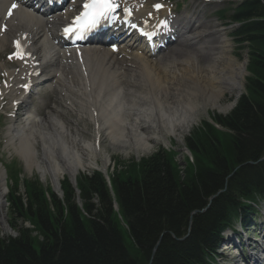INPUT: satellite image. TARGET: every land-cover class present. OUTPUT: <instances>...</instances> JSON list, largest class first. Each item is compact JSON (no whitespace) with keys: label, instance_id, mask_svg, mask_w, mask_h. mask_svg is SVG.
I'll use <instances>...</instances> for the list:
<instances>
[{"label":"trees","instance_id":"1","mask_svg":"<svg viewBox=\"0 0 264 264\" xmlns=\"http://www.w3.org/2000/svg\"><path fill=\"white\" fill-rule=\"evenodd\" d=\"M239 16L258 17L239 33L253 46L254 77L249 79V94L229 115L218 117L232 131L226 151L216 146L215 138L207 147L194 140L190 148L203 158L204 149L209 150L212 160L195 174L181 177L165 155L158 154L139 178H113L128 237L114 218L113 198L102 174L79 179L85 214L70 183L63 185L64 203L52 192L48 201L38 183L30 185L26 201L22 195L11 198L10 213L33 229L14 223L17 236L0 235V264H148L150 259L151 264H204L215 254L228 217L243 208L242 198H253L264 189V162L245 164L264 152V3L246 2Z\"/></svg>","mask_w":264,"mask_h":264},{"label":"bare ground","instance_id":"2","mask_svg":"<svg viewBox=\"0 0 264 264\" xmlns=\"http://www.w3.org/2000/svg\"><path fill=\"white\" fill-rule=\"evenodd\" d=\"M198 23L194 42L190 44V47L194 45L195 47L191 50L181 48L175 51L176 56H188L192 59L194 66L190 65V68H197L200 75L199 77L196 73H191L187 77L185 88L181 91L179 87H174L175 83L170 87L167 78L158 82V78L151 77L150 66L141 61L134 63L139 71H131L121 76L112 69L119 61L98 59L93 62L89 59L90 54H87L82 63H71L69 67L62 66L61 57L57 56L56 50L51 47L48 52L53 53V56L42 59L53 62L60 68V74L55 78L56 84L64 86L62 73L71 74L72 82L79 88L74 92L76 100L73 103V106L77 107V112L84 113L87 109H94L99 113L95 124L100 123L101 126L99 128L94 126L97 138L101 134H106V131L112 142L117 141L118 138H129L130 143L123 146H130L135 142V151L139 153L147 149L152 141L157 142L161 135L185 132L196 120L199 104L204 101L203 104L210 102L211 106L217 105L216 103L225 93L235 87L237 76L239 77L236 92L241 94L243 90L244 65L239 64L235 67L229 61L209 64L202 62L203 59L200 58L202 55L207 56L209 61L214 60L219 47L216 44L219 41L208 40L205 36L211 34L210 26L206 21ZM14 27V34L20 33V36L30 34L36 42L41 41L50 45L49 31L36 28L28 19L16 18ZM8 35L0 40L2 51L11 44ZM203 36L205 38H202ZM39 52L38 50L37 53ZM174 61L179 60L174 59ZM85 65L86 67L91 65L86 76L80 73ZM93 65H97L100 70L92 67ZM2 68L4 70L3 66ZM182 85L184 83H176V86ZM140 90L144 92H139ZM179 92L180 95L174 97ZM131 112L134 122L127 123L123 117H131ZM24 129L27 133L23 130L13 131V139L17 140V151L26 159L29 170H41L51 175L52 183L56 188L60 187V182L66 174L74 180L80 170L90 168L92 165L85 162L86 157H97L100 152L96 145L84 140L81 135L85 132L82 129L79 127L73 129L69 124L68 130L62 119L49 115L33 121L28 131ZM36 140L42 144L41 153H38L39 148L36 150L33 145ZM109 157L110 155L105 156V160H102L104 168ZM5 180L6 176L0 170V223L8 230L3 213V201L6 196Z\"/></svg>","mask_w":264,"mask_h":264},{"label":"rangeland","instance_id":"3","mask_svg":"<svg viewBox=\"0 0 264 264\" xmlns=\"http://www.w3.org/2000/svg\"><path fill=\"white\" fill-rule=\"evenodd\" d=\"M247 50H242L241 53V59H238L237 61L243 62V60L246 58ZM246 62V74H245V82L243 79V84L245 85L247 82V79H251V73L249 70H247V59ZM249 62V60H248ZM237 76V81H238ZM248 84H246V87ZM247 90V89H246ZM243 88L244 94L248 95L249 92H246ZM237 88H232L228 90L225 95L222 97V99L216 103L217 105L211 106L212 103L208 102L207 104H203L204 101H202V104H199V109L197 111V118L196 120L191 124V127L189 129L187 128L185 132L176 133V134H168V136H162V140L156 142L150 143L147 149L137 152L135 151L136 146L135 142L130 146H123L125 144H129L130 142H123L122 140H117L115 142H112L107 136H102L98 141L94 140V128L92 126V123H90L89 120L87 122H84L83 120H78L77 117H74L75 120L74 124L78 125L82 130H84L85 134H82V137L85 141H90L94 145H97V148L100 150L98 153V157H91L87 156L86 161L90 163L92 166L83 172H79L81 175L83 173L89 174L96 170L105 171V174L112 178L120 177L122 178H139L141 176V173L143 171V167L148 165V161L155 157L156 155L163 154L166 157H168V153L171 155L172 160L170 163L172 164L173 170L183 177L184 175L188 174H195L199 168H201L203 165L211 163L209 159L203 158V157H196L193 153L188 154L187 153V143L188 140L190 142H193V140L200 141L207 147L208 145H213L211 143L212 139H216L217 145L221 149V151H226L225 147L228 146V143L230 142V136L232 135V131L222 129L216 127V125L211 121V118H214L216 115H228L230 114L233 109L236 107L235 101H233L235 98L239 96V93L236 92ZM243 92L241 95H243ZM229 107V108H228ZM219 129V130H218ZM210 131H215L218 133H215V135L208 137V133ZM166 135V134H165ZM171 135V136H170ZM169 140V138H171ZM120 139V138H119ZM163 141V142H162ZM210 141V143H209ZM209 149V148H208ZM166 151V152H165ZM166 154H165V153ZM204 155L209 156L210 151L204 149ZM107 161V166L103 169V162L102 160H105V156H109ZM161 157V156H160ZM162 158V157H161ZM211 159V158H210ZM194 160V161H193ZM24 159L21 158H15L14 163L18 166L17 168V175L13 178H9L7 181V187L9 188L8 193L5 196L4 199V205H3V213H4V221L5 223H8V230H4L3 226L0 223V233L11 235L13 237L17 236V229L13 227L12 225L17 224L18 227L23 226L24 228L33 229V226L28 221H18L17 217H13L10 213L11 206L8 201V196L10 197L12 193H22L24 194L26 187L30 185H37L39 183L41 185V188L43 189L45 195L48 197V201L50 200V193L52 192L57 198L61 195L63 192L62 186L63 184H66L67 181L72 182L70 176L65 175L61 181V187L58 191L57 188L53 185L51 176L44 173V172H36L30 171L27 169V166ZM102 166V168L98 167ZM78 173V174H79ZM79 174V175H80ZM78 175V177H79ZM179 176V177H180ZM78 177L76 180H78ZM36 181V182H35ZM58 195V196H57ZM118 215V214H117ZM116 215V216H117ZM119 227L122 228L126 232V227L123 225V221L120 220L118 223ZM11 228V229H10ZM37 235V232H33V236Z\"/></svg>","mask_w":264,"mask_h":264},{"label":"snow or ice","instance_id":"4","mask_svg":"<svg viewBox=\"0 0 264 264\" xmlns=\"http://www.w3.org/2000/svg\"><path fill=\"white\" fill-rule=\"evenodd\" d=\"M115 7V0H88L84 5L85 12L82 17L77 18V22L79 23L82 20L81 27L90 29L96 26L100 18L106 17L113 12ZM156 7H160V5Z\"/></svg>","mask_w":264,"mask_h":264},{"label":"water","instance_id":"5","mask_svg":"<svg viewBox=\"0 0 264 264\" xmlns=\"http://www.w3.org/2000/svg\"><path fill=\"white\" fill-rule=\"evenodd\" d=\"M213 198V197H212Z\"/></svg>","mask_w":264,"mask_h":264}]
</instances>
